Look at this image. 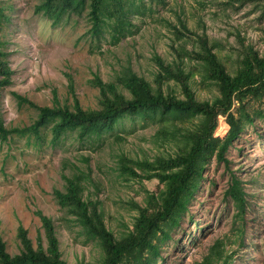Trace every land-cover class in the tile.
<instances>
[{"label": "rangeland", "instance_id": "obj_1", "mask_svg": "<svg viewBox=\"0 0 264 264\" xmlns=\"http://www.w3.org/2000/svg\"><path fill=\"white\" fill-rule=\"evenodd\" d=\"M40 2L0 0L4 15L0 16V50L12 70L11 82L0 89V120L5 127L29 125L37 113L34 106L19 104L13 92L37 105L59 102L71 108L75 103L95 108L96 77L115 82L129 67L154 84L156 55L190 70L197 96L212 99L217 88L191 56L199 49L198 35L203 32L230 69L242 53L238 37L259 51L264 49V0H132L130 22L118 32L113 31L114 18L94 32L88 6L54 22L34 10ZM165 81L164 90L182 96L179 83L173 78ZM246 101L245 110L237 102L231 107L242 129L226 151L228 168L214 154L204 162L178 223H163L169 236L156 240L159 252L152 264H200L211 252L208 264H224L227 256L225 264H264V105L256 98ZM198 118L125 116L100 137L80 139L71 131L54 142L46 123L39 138L28 132L0 138V235L7 251L19 252L20 227L34 245L37 238L46 244L40 218L45 215L52 222L63 259L69 264H98L103 254L98 239L55 195V190L65 189L64 175L81 177L82 197L96 204L106 227L119 238L132 228L138 206L148 205L149 194L163 186L156 178L123 172L120 161L126 157L140 172L135 160L173 154L183 144L184 129L194 126ZM228 127L225 116L218 114L213 135L222 138ZM230 172L242 180L250 202L243 220L225 194Z\"/></svg>", "mask_w": 264, "mask_h": 264}, {"label": "trees", "instance_id": "obj_2", "mask_svg": "<svg viewBox=\"0 0 264 264\" xmlns=\"http://www.w3.org/2000/svg\"><path fill=\"white\" fill-rule=\"evenodd\" d=\"M249 2L252 0H241ZM132 0H41L34 10L42 12L54 22L64 14L79 13L88 6L91 29L98 32L103 24L114 18L113 31L123 29L130 22L127 17ZM0 6V16H4ZM239 38L242 53L236 67L228 68L224 60L209 42L205 32L198 35L199 49L191 56L195 57L203 69V76L216 86L218 93L212 99H201L192 89L191 71L186 72L181 65L171 64L155 56L158 71L154 84L137 75L129 67L117 76L115 82H103L96 77L99 86L98 106L83 108L78 103L73 107L55 102L53 105H37L29 98L13 92L19 104L27 103L37 109L33 122L22 128L5 127L0 120V138L6 139L13 132H28L40 137V127L50 124L51 140L54 142L65 132L75 131L80 139L100 137L111 131L125 116L149 118L162 116H197L198 122L182 132L183 144L173 154L157 155L153 159L135 160L136 168L127 163L126 157L120 161L119 168L131 176L156 178L163 186L157 193L147 197L148 205L138 206L132 228L119 238L108 229L103 216L95 203L82 197V179L80 176H66L64 191L55 190L59 203L76 215V219L93 237H96L102 249L98 264H152L159 252L156 240L169 236L163 223H178L179 216L187 208V203L201 177L204 162L215 155L218 161L228 168L229 158L226 151L238 137L242 125L240 119L231 111L234 102L240 110H245L246 98L259 99L264 105V49L259 51L251 43ZM180 47L177 49L180 54ZM0 50V89L11 82L12 70L2 57ZM173 78L180 84L182 96L164 90L165 80ZM225 116L228 130L220 138L213 135L217 115ZM264 118V109L261 113ZM245 119L251 117L244 113ZM178 129L181 132V127ZM27 134V133H25ZM130 162L132 160L128 159ZM225 189L236 209V216L243 220L250 206L242 180L230 172ZM47 243L37 238L35 245L26 229L18 230L19 252L11 254L0 235V264H69L62 258L54 228L49 217L40 216ZM239 231H243L242 228ZM228 257V256H227ZM227 257L223 263H227ZM212 252L205 256L200 264L211 263ZM73 264H84L75 262Z\"/></svg>", "mask_w": 264, "mask_h": 264}, {"label": "bare ground", "instance_id": "obj_3", "mask_svg": "<svg viewBox=\"0 0 264 264\" xmlns=\"http://www.w3.org/2000/svg\"><path fill=\"white\" fill-rule=\"evenodd\" d=\"M223 124H224V123H223ZM221 129H222L223 131H225V129H226V126H225V125H223Z\"/></svg>", "mask_w": 264, "mask_h": 264}]
</instances>
